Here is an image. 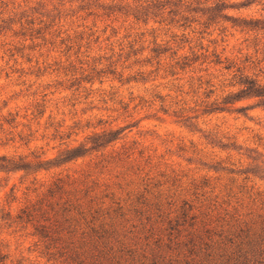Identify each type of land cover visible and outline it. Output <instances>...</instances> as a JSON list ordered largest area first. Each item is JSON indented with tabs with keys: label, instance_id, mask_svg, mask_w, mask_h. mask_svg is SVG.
Masks as SVG:
<instances>
[{
	"label": "clouds",
	"instance_id": "9594fccd",
	"mask_svg": "<svg viewBox=\"0 0 264 264\" xmlns=\"http://www.w3.org/2000/svg\"><path fill=\"white\" fill-rule=\"evenodd\" d=\"M29 5L38 25L63 16L57 30L86 40L27 93L35 120L18 130L41 151L0 170V264H90L92 235L110 237L113 253L134 245L147 264H192L185 249L197 221L264 201V0ZM89 16L106 25L77 28ZM105 26L112 32L94 43ZM131 101L138 107L125 111ZM37 205L46 217L29 212ZM177 232L184 248L174 246Z\"/></svg>",
	"mask_w": 264,
	"mask_h": 264
},
{
	"label": "rangeland",
	"instance_id": "374dc122",
	"mask_svg": "<svg viewBox=\"0 0 264 264\" xmlns=\"http://www.w3.org/2000/svg\"><path fill=\"white\" fill-rule=\"evenodd\" d=\"M34 6L29 5V0H0V16L7 17L4 24L0 25V148L8 152V156H13L15 159L22 156L24 161H35L39 159L40 147L37 146L34 151H30L34 144L32 137H25V135L19 131L24 126L26 121L35 120L31 116L32 111V97L27 95L28 92L33 90L35 84L46 81L49 77V72L54 74L58 69L62 70V62L72 57H77L80 54L81 47L84 44L86 37L81 31L75 35L78 39L74 42L71 38L73 33L65 34V30L60 28L57 30V23L64 22L65 17L59 16L58 20H49L42 18L39 25L37 24V18L32 12ZM68 21L75 23L71 20V17L67 18ZM107 19H111L110 17ZM91 23L92 28H98L101 25H106V20L99 16H89L87 20H82L77 24V28L81 25H87ZM119 21H112V24H118ZM112 32L110 27L105 26L101 28V35H97L96 32H92V36L96 37L94 43H99L103 33ZM119 32H113L112 37L119 35ZM108 38V37H104ZM91 39V36L87 37ZM133 55L135 53H132ZM161 59H166V56H162ZM31 82V83H30ZM85 81H81L83 85ZM27 85V87H24ZM64 85H61L63 87ZM71 87L77 88L76 84H72ZM19 89V91H18ZM55 95V93H53ZM40 100L46 99V96H40ZM138 107L136 101H131L124 109L128 111L129 108L133 110ZM37 115L42 117V113L39 109H36ZM4 113H7L6 115ZM104 115V113H101ZM32 127L35 128L36 124L33 123ZM119 143V141H117ZM22 150L27 151L26 155H13V153H19ZM20 161V163H23ZM4 161L0 158V170H8L3 166ZM11 171H17L18 169H9ZM27 180L28 175L33 171L31 168L24 169ZM45 182H48V178H43ZM13 189L10 191H14ZM69 186L67 185L66 188ZM264 212V201H261L255 208H249L244 212L228 213L223 212L217 215L216 212L211 213L210 217L212 221L217 224L209 232L213 235L214 240L222 241L225 237L221 235V232H226L224 229L227 227L225 222L227 219H232L235 216H253ZM198 224V222H196ZM159 231L158 228H154L153 232ZM167 237L161 235L159 237V243L155 245L152 250L153 255L159 258L158 254L164 251V243ZM210 242L200 244L193 248L191 256L196 257L198 260L192 264H237L233 260L222 262L215 260L209 261L210 253L221 249V245H218L215 241L213 245ZM111 244V238L103 235V242H98L89 245L85 244L86 250H90L89 254L92 256L90 264H138L139 261L134 253V245L130 249L125 247L123 251H117L113 253L109 247ZM181 248H184L182 246ZM146 261V260H145ZM241 264V263H240ZM257 264V263H255Z\"/></svg>",
	"mask_w": 264,
	"mask_h": 264
},
{
	"label": "trees",
	"instance_id": "16d2710c",
	"mask_svg": "<svg viewBox=\"0 0 264 264\" xmlns=\"http://www.w3.org/2000/svg\"><path fill=\"white\" fill-rule=\"evenodd\" d=\"M3 161L6 169H18L17 162L20 165H24L25 161L22 156L15 159L13 156L0 157ZM23 163H20L22 161ZM38 160V159H37ZM28 168V167H25ZM24 168V169H25ZM67 184L64 186L66 188ZM45 203H49L46 199ZM29 212H34V218H44L48 215L47 209L43 205H37L35 209H29ZM195 228L191 229L192 242L187 244L186 251L192 253L194 247L210 242L213 245L216 241L218 245H221V249L214 251L209 255V261L215 260L222 262L223 258L225 261L233 260L237 264H264V212L256 214L253 216H235L232 219H227L225 222L227 227L224 229L226 232H221L224 235V239L214 240L213 235L209 233L214 225L217 223L212 221L211 217H206L202 221H197ZM50 233L54 232V228L49 229ZM179 239V243L176 241ZM187 237H180V234L174 233L172 235V240L175 247L184 246V240ZM98 242H103V235H92L86 238L85 244L89 243L95 244ZM160 252L158 254L160 259ZM192 263L198 259L191 256ZM138 264H147V261H139ZM202 264V261H201Z\"/></svg>",
	"mask_w": 264,
	"mask_h": 264
}]
</instances>
